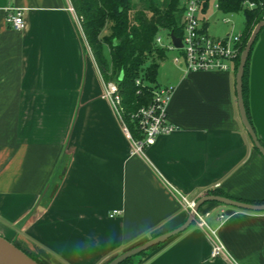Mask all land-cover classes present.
Wrapping results in <instances>:
<instances>
[{
    "label": "crops",
    "instance_id": "crops-1",
    "mask_svg": "<svg viewBox=\"0 0 264 264\" xmlns=\"http://www.w3.org/2000/svg\"><path fill=\"white\" fill-rule=\"evenodd\" d=\"M71 8L70 0H0V235L46 264H109L180 227L187 202L211 191L264 201V157L242 122L237 72L173 64L161 75L163 60L157 84L172 90L168 118L179 129L132 155ZM16 10L21 31L6 21ZM215 12L224 14L204 11L209 35ZM248 105L264 143V28L250 59ZM200 211L219 229L225 255L211 258V236L193 224L141 264H264V212L216 202ZM222 211L230 214L223 222Z\"/></svg>",
    "mask_w": 264,
    "mask_h": 264
},
{
    "label": "trees",
    "instance_id": "trees-1",
    "mask_svg": "<svg viewBox=\"0 0 264 264\" xmlns=\"http://www.w3.org/2000/svg\"><path fill=\"white\" fill-rule=\"evenodd\" d=\"M70 1L80 19L85 41L103 81L105 83L115 82L118 85L124 120L133 138L139 139L141 135L132 115L151 102L152 91L159 87L157 84L158 71L168 50L156 45L157 36L163 32H173L178 37L182 36L183 9L180 0H139L141 7L138 10L134 0ZM217 1L221 12L224 14L243 13L244 28L241 34V42L242 50H244L255 26L264 21V0ZM245 2H252L255 7L250 9L244 5ZM208 5L207 2L204 11L207 10ZM203 26L206 28V24ZM257 38L249 53L243 76L244 105L250 124L248 74L250 59ZM239 65L240 58H237L234 65L235 72L238 71ZM261 144L264 146V143ZM66 159L67 157L63 156L47 187L45 197L49 196L48 201L57 189L60 176L66 167ZM208 195L218 196L219 194L216 191H211ZM249 203L264 204V201ZM168 241L155 245L147 251L141 252L138 256L145 257L149 251L159 250ZM23 251L39 264H46L28 251ZM133 257L120 264H130ZM142 262L143 259L138 263L141 264Z\"/></svg>",
    "mask_w": 264,
    "mask_h": 264
},
{
    "label": "built area",
    "instance_id": "built-area-1",
    "mask_svg": "<svg viewBox=\"0 0 264 264\" xmlns=\"http://www.w3.org/2000/svg\"><path fill=\"white\" fill-rule=\"evenodd\" d=\"M164 1V0H160ZM209 3V7L220 11L217 0H180L183 9L182 16V47L173 45L170 33L164 36L162 33L156 38V45L167 50H176L180 54L173 59L176 65H183L186 72L219 71L228 72L234 69L235 61L241 58L242 43L241 34L228 32L223 37H213L204 28V9ZM245 6L252 9L255 4L245 2ZM72 9V8H71ZM74 10V9H72ZM79 23L80 19L78 18ZM7 24L15 31H21L25 27V21L20 10L11 12L6 18ZM225 23L229 19L223 20ZM178 37V36H177ZM167 39L168 42L165 40ZM90 50V49H89ZM139 84V81H137ZM104 96L109 98L122 126L126 138L131 142V154H142L146 147L155 144L160 136L170 135L178 131L179 127L168 118L167 108L172 97L171 88L156 87L152 91V100L147 106L138 109L132 119L136 122L141 135L135 139L123 117V107L118 85L115 82L105 83ZM195 202H187L189 212L192 211ZM119 211L114 210L110 215L113 217ZM208 213H203L200 209L195 213L194 224L209 233L212 238L211 258L225 255L226 248L219 238V229L213 228L207 221ZM230 214L222 211L219 219L223 222Z\"/></svg>",
    "mask_w": 264,
    "mask_h": 264
},
{
    "label": "water",
    "instance_id": "water-1",
    "mask_svg": "<svg viewBox=\"0 0 264 264\" xmlns=\"http://www.w3.org/2000/svg\"><path fill=\"white\" fill-rule=\"evenodd\" d=\"M264 28V21L259 22L252 31V34L242 52L240 58V65L237 71V79H236V86L238 92V102H239V109L242 118V122L247 129L255 147L264 157V146L261 144L257 135L255 134L251 124L248 121L247 114L245 111L244 105V97H243V76L245 72V66L248 60L249 53L251 48L259 34V32ZM170 38L173 45L177 48L182 47L181 38L177 37L173 32L170 33ZM209 202H217L222 205L236 208L243 211L249 212H264V204H251L242 201H236L230 198L215 196V195H207L200 198L189 213V216L185 223H183L177 229L159 235L137 247L127 250L120 256L113 259L109 264H120L121 262L125 261L128 258L136 256L141 252L147 251L151 247L155 245H159L168 241L169 239L181 234L182 232L186 231L193 223L195 218V213L206 203ZM0 264H39L36 260H34L31 256H29L25 251L19 248L14 243L7 240L5 237L0 235Z\"/></svg>",
    "mask_w": 264,
    "mask_h": 264
},
{
    "label": "rangeland",
    "instance_id": "rangeland-1",
    "mask_svg": "<svg viewBox=\"0 0 264 264\" xmlns=\"http://www.w3.org/2000/svg\"><path fill=\"white\" fill-rule=\"evenodd\" d=\"M136 3V9L138 10L141 7L140 1L139 0H134ZM224 19H229L228 23H225L223 20ZM209 32L212 35H222L225 32H232L233 34L239 33L243 30L244 28V15L242 12L236 13V14H220L219 12H215L210 18H209ZM167 42L168 40L165 39ZM242 43V42H241ZM88 47V46H87ZM90 51V50H89ZM180 54L179 51L176 50H168L166 57L162 63L161 67V75L165 74L168 72L169 67L173 66L174 61L173 59L175 57H178ZM176 65V64H175ZM181 65V64H179ZM163 77V76H161ZM160 80V78L158 79ZM67 160V159H66ZM49 200V196L47 195L45 197L44 203L46 204L47 201ZM153 251H149L148 254L145 257H140L136 255L133 257V260H131L130 264H137L140 262L142 259L147 258Z\"/></svg>",
    "mask_w": 264,
    "mask_h": 264
}]
</instances>
